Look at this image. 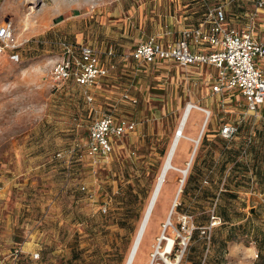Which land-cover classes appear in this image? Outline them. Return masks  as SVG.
<instances>
[{"label": "rangeland", "instance_id": "obj_1", "mask_svg": "<svg viewBox=\"0 0 264 264\" xmlns=\"http://www.w3.org/2000/svg\"><path fill=\"white\" fill-rule=\"evenodd\" d=\"M254 1L0 0V27L12 29L0 54V264H124L189 103L198 109L186 146L173 157L136 264H264V110L252 114L242 99L212 93L209 67L140 68L130 58L139 40L177 38L214 5L226 8L230 26L243 25ZM62 42L90 43L106 63L111 46L114 68L89 89L56 85ZM202 109L209 120L200 131ZM109 113L136 126L110 157L94 159L88 128ZM225 123L238 125L233 139L220 138ZM213 209L228 220L208 231Z\"/></svg>", "mask_w": 264, "mask_h": 264}, {"label": "built area", "instance_id": "obj_2", "mask_svg": "<svg viewBox=\"0 0 264 264\" xmlns=\"http://www.w3.org/2000/svg\"><path fill=\"white\" fill-rule=\"evenodd\" d=\"M245 17L243 25L230 26L224 7L214 5L208 8L197 25L182 29L176 39L163 43L151 37L138 43L130 58L138 63L171 61L180 66H209L214 69L209 75L212 93L228 100H235L234 97L239 95L247 112L258 113L264 110V0H255L253 9ZM11 41L12 29L4 24L0 27V54L10 47ZM61 46L60 58L51 68V78L56 85L72 79L89 89L114 68V64L102 60L91 45L80 44L74 48L62 42ZM12 55L18 57L16 48ZM85 95L88 101L92 100L86 92ZM123 98L128 95L123 94ZM202 110L209 116L208 110ZM135 126L131 119L110 113L97 117L88 128L86 150L89 156L107 159L113 152L115 141L134 131ZM237 134L238 125L232 123L223 124L219 130L220 137L225 140L233 139ZM250 143L251 137L246 138L245 147ZM245 147L242 154H246ZM186 218L183 216V220ZM218 223L219 219L212 210L206 229L210 231ZM13 256H17L16 251Z\"/></svg>", "mask_w": 264, "mask_h": 264}, {"label": "bare ground", "instance_id": "obj_3", "mask_svg": "<svg viewBox=\"0 0 264 264\" xmlns=\"http://www.w3.org/2000/svg\"><path fill=\"white\" fill-rule=\"evenodd\" d=\"M197 109L198 108L195 105L189 103L182 110V114L178 121V125L174 131V136L167 149L164 161L160 168V171L155 181L154 187L151 191L147 205L143 211L142 217L138 224L137 230L135 232L133 241L131 243V246H130V249L125 259L124 264H136L137 262L138 253L141 248L142 242L146 236V233L148 231L151 220L153 219L154 210L157 207L158 198L160 196L163 184L165 182L166 175L169 169L173 167L172 166L173 157L177 151V148L179 147V144L182 142V140L186 139L184 130L190 120L192 113L194 112V110H197ZM208 120H209V116L204 115L201 121L200 131L203 130ZM189 140L194 143V147H195V145L197 144V139L196 140L189 139ZM193 153H194V149L189 154V159L193 156ZM162 168H165L164 172L163 171L161 172ZM183 171L186 172L185 169L181 170L180 172L183 173ZM166 240H167V243L164 247V251H163L164 253L170 252L172 249V244H173L172 239L167 238ZM150 264H160V263H150Z\"/></svg>", "mask_w": 264, "mask_h": 264}, {"label": "crops", "instance_id": "obj_4", "mask_svg": "<svg viewBox=\"0 0 264 264\" xmlns=\"http://www.w3.org/2000/svg\"><path fill=\"white\" fill-rule=\"evenodd\" d=\"M225 8V7H224ZM246 13H242L241 15H245ZM240 15V16H241ZM126 20V19H125ZM123 22V21H122ZM125 22V21H124ZM79 35V34H78ZM151 37H153V38H155V39H158V40H160L161 42H163V43H165V42H168V41H172V40H174V39H176V38H174V39H172V40H166L165 38H163V36L162 35H149V36H147L145 39H141V40H139V42L138 43H140V42H145L146 40H148L149 38H151ZM82 40V38H79V39H77V43H81L80 41ZM137 43V44H138ZM84 44V43H83ZM85 44H88V45H91L90 43H85ZM136 44V45H137ZM135 45V46H136ZM92 46V45H91ZM93 47V46H92ZM94 48V47H93ZM104 56L106 57V58H108L109 59V61L110 62H112L113 60H112V58L114 57V55H115V51L113 50V48L111 47V46H107L106 47V49H104ZM102 60H104L103 58H102ZM105 61V60H104ZM171 63V64H173V65H176V66H178V67H182V68H184V67H188V68H195V69H202V68H204L205 66H202V67H192V66H180V65H178L177 63H175V62H171V61H157V62H155V63H145V62H139V63H136V65H137V67H146V66H150V65H157V64H160V63ZM113 64H115L114 62H112ZM162 65V64H161ZM206 67H209V66H206ZM140 68H138V69H140ZM209 68H211V67H209ZM211 69H213V68H211ZM214 70V69H213ZM209 75L210 74H208V76H207V79H208V83H210V81H209ZM128 95V94H127ZM124 99H126L127 101H129V102H132V103H134L136 100H135V98H133L132 96H130V95H128V98H124ZM234 99L236 100H240L241 98H240V96L239 95H236V97H234ZM233 100V98L230 100V101H232ZM119 117H126V118H128L127 116H123V115H118ZM128 119H130V118H128ZM239 131V130H238ZM128 135V134H127ZM126 135H124L123 137H125ZM220 136V135H219ZM123 137H121V138H119V139H117L116 141H115V144H114V149H113V151L117 148V146H118V142H120L121 140H122V138ZM220 138H222V137H220ZM223 139V138H222ZM181 145H180V152H181V150H183V149H185V146H186V143H185V141H182L181 143H180ZM179 157H180V155H179ZM225 160V159H224ZM222 162H224V161H222ZM194 197H196V195L194 194ZM168 198H169V194H168V196L166 195L165 196V198L164 199H166V200H164L165 202H164V207H165V205H166V202H167V200H168ZM173 205V204H172Z\"/></svg>", "mask_w": 264, "mask_h": 264}, {"label": "trees", "instance_id": "obj_5", "mask_svg": "<svg viewBox=\"0 0 264 264\" xmlns=\"http://www.w3.org/2000/svg\"><path fill=\"white\" fill-rule=\"evenodd\" d=\"M224 12H225L226 18H227V20H228L227 13H226V8H224ZM204 14H205V13H204ZM202 19H203V18H202ZM202 19H201V20H202ZM201 20H200V21H201ZM200 21H199V22H200ZM199 22H198V23H199ZM228 22H229V21H228ZM198 23H197V24H198ZM197 24H196V25H197ZM66 43H67V42H66ZM68 44H69V43H68ZM17 52H18V49H17ZM69 80L73 81L72 79H69ZM73 82H74V81H73ZM244 145H245V144H244ZM249 145H251V143H250ZM249 145H247L246 147L244 146V147L246 148V154H247V147H248ZM244 147H243V148H244ZM243 148H242V149H243ZM189 178H190V175H189ZM189 178H188V179H189ZM223 211H224V210H222L221 212L219 211V214H217V211H215V209H213V215L219 219V222H220V220H222L223 222H225V221L228 220L227 217H226V215L224 214ZM209 222H210V220H209ZM211 228H212V227H211ZM227 237H228L229 240L234 239V238H235V235H234L233 231H232L231 233H228ZM260 241L264 242V234L261 236ZM186 247H187L186 249H188V250H190V249L192 248L191 245H187ZM185 251H186V250H185ZM73 253H74V252H73ZM73 253H72V255H74ZM184 253H185V252H184ZM75 255H76V253H75ZM72 257H73V256H72Z\"/></svg>", "mask_w": 264, "mask_h": 264}, {"label": "water", "instance_id": "obj_6", "mask_svg": "<svg viewBox=\"0 0 264 264\" xmlns=\"http://www.w3.org/2000/svg\"><path fill=\"white\" fill-rule=\"evenodd\" d=\"M162 171L164 172V171H165V168H162L161 172H162Z\"/></svg>", "mask_w": 264, "mask_h": 264}]
</instances>
